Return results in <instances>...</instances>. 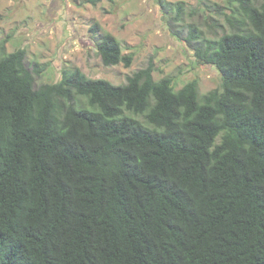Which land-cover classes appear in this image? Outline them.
<instances>
[{
	"label": "trees",
	"instance_id": "1",
	"mask_svg": "<svg viewBox=\"0 0 264 264\" xmlns=\"http://www.w3.org/2000/svg\"><path fill=\"white\" fill-rule=\"evenodd\" d=\"M156 2L221 91H175L150 64L35 88L43 68L0 45V264H264V0H237L216 39ZM96 50L131 65L109 33Z\"/></svg>",
	"mask_w": 264,
	"mask_h": 264
},
{
	"label": "rangeland",
	"instance_id": "2",
	"mask_svg": "<svg viewBox=\"0 0 264 264\" xmlns=\"http://www.w3.org/2000/svg\"><path fill=\"white\" fill-rule=\"evenodd\" d=\"M184 8L182 25H195L203 37L216 39L230 29L224 15L237 9V0H165ZM170 17L173 13H170ZM99 30L91 32L93 25ZM109 33L122 55L132 58L125 68L103 66L96 41ZM0 45L5 53L24 50V64L43 68L34 87L59 82L63 70L78 68L87 78L122 85L126 77L152 66V78H169L175 91L196 80L200 96L221 91L218 71L196 62L193 52L173 37L156 0H0Z\"/></svg>",
	"mask_w": 264,
	"mask_h": 264
}]
</instances>
